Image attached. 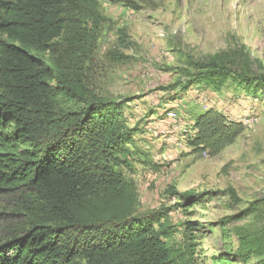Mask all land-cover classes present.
Instances as JSON below:
<instances>
[{
    "label": "rangeland",
    "instance_id": "374dc122",
    "mask_svg": "<svg viewBox=\"0 0 264 264\" xmlns=\"http://www.w3.org/2000/svg\"><path fill=\"white\" fill-rule=\"evenodd\" d=\"M75 19L83 52L41 58L86 97L125 103L139 132L117 170L137 186V214L164 213L176 244L198 224L197 264H264V0H96ZM209 64L232 71L222 90L197 82ZM50 85L60 110L78 108L59 77ZM210 109L245 127L216 156L192 146ZM17 199L0 194V242L25 222Z\"/></svg>",
    "mask_w": 264,
    "mask_h": 264
},
{
    "label": "trees",
    "instance_id": "16d2710c",
    "mask_svg": "<svg viewBox=\"0 0 264 264\" xmlns=\"http://www.w3.org/2000/svg\"><path fill=\"white\" fill-rule=\"evenodd\" d=\"M95 2L0 0V194L18 197L25 218L0 242V264H197L199 225L187 222L176 244L164 213L137 214V186L117 170L139 132L125 103L86 97L41 58L58 52L62 63L83 52L75 14ZM201 69L197 82L217 90L233 74ZM58 77L78 108L60 110L50 85ZM244 129L210 109L195 119L192 146L216 156Z\"/></svg>",
    "mask_w": 264,
    "mask_h": 264
}]
</instances>
